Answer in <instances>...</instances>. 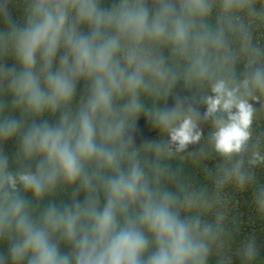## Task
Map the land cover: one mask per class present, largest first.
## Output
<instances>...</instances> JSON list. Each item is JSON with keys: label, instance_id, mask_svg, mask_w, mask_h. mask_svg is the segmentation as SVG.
Wrapping results in <instances>:
<instances>
[{"label": "clouds", "instance_id": "obj_1", "mask_svg": "<svg viewBox=\"0 0 264 264\" xmlns=\"http://www.w3.org/2000/svg\"><path fill=\"white\" fill-rule=\"evenodd\" d=\"M208 11L202 2L178 9L176 0H23L17 25L0 0L7 25L0 29V145H18L11 161L0 150V240L7 241L0 264H207L211 226L181 216L191 200L161 184L159 163L142 157L125 131L148 111L141 93L157 91L170 75L159 48L183 54L190 41L205 40L193 34V17ZM8 57L14 65L6 66ZM194 68L209 81L202 101L204 118L214 119L215 150L241 153L251 135V93L213 79L202 49ZM252 79L264 85V71ZM197 113L189 106L149 114L179 152L200 139ZM233 174L243 185L239 162ZM257 206L264 212V195ZM255 255L250 242L244 256Z\"/></svg>", "mask_w": 264, "mask_h": 264}, {"label": "trees", "instance_id": "obj_2", "mask_svg": "<svg viewBox=\"0 0 264 264\" xmlns=\"http://www.w3.org/2000/svg\"><path fill=\"white\" fill-rule=\"evenodd\" d=\"M205 3L208 14L193 17L195 36L205 37L201 43L189 42L183 54L162 46L159 52L170 69L169 77L157 84V91L141 93L140 99L148 111L132 118L125 136L149 163L161 166V184L187 197L193 207L181 210V216H198L202 224L211 226L210 252L207 264H264V212L257 206L258 196L264 195V85L256 84L253 75L264 71V0H176L177 8L186 4ZM10 19L22 25L23 0H7ZM0 18V29L6 28ZM219 38V47L211 40ZM202 56L213 79H225L252 105L250 138L238 154L223 156L214 148V119L204 118L206 105L202 98L210 94L209 81L199 77L194 68ZM8 57L6 66L14 65ZM248 81L247 89L243 82ZM85 91V82L77 84V100ZM187 98V99H185ZM189 106L198 109L197 124L200 139L177 152L169 144L167 131L149 113L173 110L187 113ZM182 118V117H181ZM160 146L157 156L155 148ZM15 139L4 142L0 150L10 161L17 148ZM240 163L245 175L243 185L237 183L233 170ZM83 199V194L80 195ZM58 199H68L62 194ZM253 243L256 255L248 260L244 249ZM0 254L7 255V241L0 240ZM7 264H11L8 259Z\"/></svg>", "mask_w": 264, "mask_h": 264}]
</instances>
